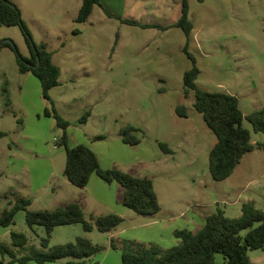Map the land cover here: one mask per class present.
<instances>
[{
  "label": "rangeland",
  "instance_id": "obj_1",
  "mask_svg": "<svg viewBox=\"0 0 264 264\" xmlns=\"http://www.w3.org/2000/svg\"><path fill=\"white\" fill-rule=\"evenodd\" d=\"M10 1L20 8L34 41L46 45L61 69L60 84L50 96L70 123L69 146L85 144L99 155L103 168L153 180L161 210L156 215L134 212L122 202L124 188L100 178L108 191L103 193L104 203H99L91 186H75L64 176L66 150L58 146L63 130L45 114L50 103L43 98L39 79L19 70L17 51L30 58L31 50L17 25L0 26V132L7 133L0 138V216L27 198L32 211H54L78 202L93 231L86 232L82 224L58 226L50 245L87 237L101 249L88 264H122V247L131 236L144 234V241L135 240V248L149 242L170 247L178 240L173 230H161V225L177 226L194 213L208 215L219 209L238 218L244 203H255L264 211V148L246 154L225 181L210 174L209 153L216 137L193 106L194 93L185 97L183 75L191 68L183 51L185 33L175 27L165 31L125 24L106 13L169 26L181 18L183 0H101L104 8L95 6L84 23L76 21L82 0ZM188 4L194 24L190 51L201 70L198 87L237 96L244 115L263 108L264 0H188ZM7 40L17 49L3 45ZM179 105L186 106L187 118L177 114ZM128 125L141 129L139 145L122 141L120 130ZM244 126L251 131L253 144L264 142V134L255 133L247 120ZM160 142L174 153H165ZM107 197L113 203L107 205ZM110 213L124 222L111 233L99 232L96 219ZM12 231L27 236L28 249L13 247ZM45 236L43 226L33 230L27 225L24 210L17 213L14 225L0 226V243L19 257L42 251ZM249 256L253 264H264V248L250 251ZM10 260L0 255V264ZM216 261L222 264L225 258L217 254Z\"/></svg>",
  "mask_w": 264,
  "mask_h": 264
},
{
  "label": "trees",
  "instance_id": "obj_2",
  "mask_svg": "<svg viewBox=\"0 0 264 264\" xmlns=\"http://www.w3.org/2000/svg\"><path fill=\"white\" fill-rule=\"evenodd\" d=\"M95 6L104 8L101 0H82L76 21L86 22ZM106 13L125 24L163 30L176 27L185 33L187 40L183 51L191 61V68L183 75L185 97L188 98L191 92L194 93L193 106L216 137L209 153V171L214 180L219 182L227 180L234 174L246 154L264 148V142L256 144L251 142V131L244 126V120H247L255 133L264 134V107L244 115L237 96L226 92H209L198 87L197 80L201 70L195 55L190 51L194 24L189 19L188 0H183L179 21L170 26L144 25L114 16L107 11ZM17 25L21 26L27 36L31 50L30 58L17 51L19 70L23 74L32 73L39 79L43 98L50 103V107L45 109V114L52 116L57 126L63 130L58 146H63L66 150L64 176L71 184L84 188L89 184L91 176L96 174L105 182L118 183L124 188L122 202L129 209L142 215L158 214L161 206L153 180L116 168H103L96 153L85 144L69 146L67 129L70 123L58 113L50 96V91L60 84L61 69L53 62V53L46 45L34 41L22 18L20 8L10 0H0V26ZM75 33L79 31L76 30ZM3 45L11 46L6 42ZM176 112L180 117H188L184 105H179ZM19 123L22 124V120H19ZM139 132L141 129L128 125L120 130V137L125 144L139 145L142 142L138 136ZM5 136L7 133L0 132V138ZM159 146L165 153H172L167 143L160 142ZM31 204L30 199H23L10 209H6L0 216V226L14 225L17 213L24 210L27 225L31 229L34 230L36 226L45 228L46 236L41 239V245L45 250H33L32 254L19 257L11 247L0 243V255L3 259L10 257L9 264L15 262L28 264L31 261L45 264L61 259H69L66 264H88V260L100 252V247L95 246L87 237H77L75 242L66 244L50 245L52 234L58 226L82 224L86 232L93 231L94 226L86 219L80 203L70 202L64 208L54 211H32L29 209ZM241 212L238 218L227 217L221 209L206 215L205 224L198 231L186 229L175 231L174 235L179 242L168 249L156 244L149 246L140 244L135 248L136 242H126L121 256L122 264H219L216 261L217 254L224 256L225 261L222 264H253L249 252L264 248V211L257 208L254 203H244ZM123 222L124 218L120 215L110 213L96 219V228L99 232L111 233ZM11 238L13 247L26 249L28 238L24 233L12 231Z\"/></svg>",
  "mask_w": 264,
  "mask_h": 264
},
{
  "label": "crops",
  "instance_id": "obj_3",
  "mask_svg": "<svg viewBox=\"0 0 264 264\" xmlns=\"http://www.w3.org/2000/svg\"><path fill=\"white\" fill-rule=\"evenodd\" d=\"M63 2H61L60 4H58V6H61V4H62ZM81 5H82V3L80 4V6H77L76 7V11H77V16H78V13H79V10H80V8H81ZM94 11V10H93ZM77 18V17H76ZM133 21H135V20H133ZM135 22H137V21H135ZM139 23V22H138ZM140 24H143V23H140ZM144 25H150V24H144ZM151 25H154V24H151ZM159 26H161V25H159ZM170 26V25H169ZM176 28V27H175ZM145 29H148V28H145ZM156 29H160V28H156ZM170 29V28H169ZM160 30H163V29H160ZM166 30H168V29H166ZM165 30V31H166ZM192 35V34H191ZM32 74V73H31ZM35 76V75H34ZM214 143V142H213ZM213 143H212V145H213ZM211 148H212V146H211ZM172 150V149H171ZM96 153V152H95ZM174 153V151L172 150V153H170V154H173ZM96 155L98 156V158H99V155L96 153ZM99 161H100V158H99ZM100 164H101V161H100ZM241 164V163H240ZM239 164V165H240ZM102 165V164H101ZM239 165L237 166V168L239 167ZM237 168H236V170H237ZM235 170V171H236ZM98 178H100L99 176H97L96 174H93L92 176H91V178H90V181H89V184L85 187V188H89L88 186H91L90 187V190L97 196L96 197V200H97V202H99V203H104V196H103V193L105 192V191H108V187H106V185H104ZM101 179V178H100ZM102 180V179H101ZM108 198V200H106L105 201V203L107 204V205H109L110 203H113L112 202V200H109V197H107ZM27 199H29V198H27ZM31 200V199H30ZM109 203V204H108ZM255 204V203H254ZM32 205V204H31ZM206 215L207 214H205V213H194V215H190V217H188V219L186 220V222L185 221H182V223L180 224V225H177V226H173V225H167V224H164V225H161L163 228L161 229V230H167V231H169L170 232V230H173V232H175V231H177V230H183V229H186V230H189V231H192V232H195V231H198L199 229H201L203 226H204V224H205V217H206ZM155 234V233H154ZM153 234V235H154ZM113 235V234H112ZM140 235V236H139ZM142 235V236H141ZM143 233L142 234H138V235H136V236H131V238H129L130 240H128V241H125L124 243H126V242H136L137 240H140V241H144V238H142L143 237ZM177 239V238H176ZM134 240V241H133ZM136 240V241H135ZM178 240V239H177ZM153 241V240H152ZM178 242H179V240H178ZM178 242H176L175 243V239L173 240V243H175V244H173L174 246L175 245H177L178 244ZM149 243H151V244H154L153 242H149ZM111 245H112V247L114 248V241L112 240L111 241ZM173 245H171L170 247H172ZM159 246V245H158ZM159 247H161V246H159ZM169 246H167V247H164L163 249H168V248H170ZM29 248V246H28V244H27V247H26V249H28ZM122 248H124V247H122ZM162 248V247H161ZM25 250V249H24ZM42 250H45L44 248H42ZM96 255V254H95ZM94 255V256H95ZM91 259V258H90ZM89 259V260H90ZM88 260V261H89ZM11 261V260H10ZM10 261L9 262H6L5 264H9L10 263ZM12 264H19V263H17V262H15V263H12Z\"/></svg>",
  "mask_w": 264,
  "mask_h": 264
},
{
  "label": "water",
  "instance_id": "obj_4",
  "mask_svg": "<svg viewBox=\"0 0 264 264\" xmlns=\"http://www.w3.org/2000/svg\"><path fill=\"white\" fill-rule=\"evenodd\" d=\"M6 43H9L11 45V47H13V49H15V50L17 49V46L15 45V43L13 41L7 40ZM38 64H39V62H38Z\"/></svg>",
  "mask_w": 264,
  "mask_h": 264
}]
</instances>
